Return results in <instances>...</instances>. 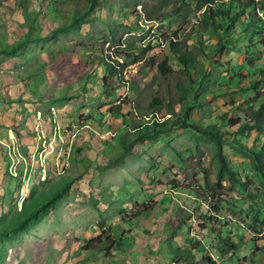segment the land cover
Returning a JSON list of instances; mask_svg holds the SVG:
<instances>
[{
    "label": "rangeland",
    "instance_id": "374dc122",
    "mask_svg": "<svg viewBox=\"0 0 264 264\" xmlns=\"http://www.w3.org/2000/svg\"><path fill=\"white\" fill-rule=\"evenodd\" d=\"M163 1L136 0L135 6V0H97L79 30L54 36L52 31L87 10V0H0V50L24 41L30 25L32 37L42 38L13 56L0 54V264H182L169 258V245L193 250L197 240L201 248L184 264H201L205 257L214 264H264L261 252L252 249L261 235L249 234L240 217L251 205L246 193L254 196L259 184L228 191L223 184L226 188H215L214 197L208 196L217 164L215 150L204 138L175 129L137 145L121 166L103 168L119 151L125 129L133 133L154 120L174 121L165 105L172 104L177 114L184 106L180 90L191 83L170 43L179 42L180 51L196 55L199 41L204 47L217 41L218 35L200 27L201 12L194 2L171 0L163 6ZM112 32L127 50L114 42ZM247 46L260 59L253 78L264 82V43L255 36ZM129 52L141 61L120 76H109L104 64L113 61L120 72L118 61L122 64ZM197 58L198 67L209 66L205 56ZM165 59L173 73L163 77L158 64ZM238 60L236 53L224 54L210 64L226 78L242 69ZM250 80L244 78L241 86ZM209 87L212 97L219 98H208V107L222 105L214 114L226 111L243 124L244 114L230 103L239 96L229 97L222 84L213 86L207 77L200 91ZM106 90L114 93L108 96ZM61 97L66 100L57 102ZM153 97L162 100L156 116L150 110ZM208 111H194V120L206 125ZM242 142L260 151L264 134L254 131ZM224 151L244 177L249 172L245 159L228 147ZM65 187L55 208L17 230ZM223 194L215 214L213 205ZM227 237L237 249L221 259L214 246ZM262 243L257 240V246Z\"/></svg>",
    "mask_w": 264,
    "mask_h": 264
},
{
    "label": "trees",
    "instance_id": "16d2710c",
    "mask_svg": "<svg viewBox=\"0 0 264 264\" xmlns=\"http://www.w3.org/2000/svg\"><path fill=\"white\" fill-rule=\"evenodd\" d=\"M169 1L171 0H164L163 6H166ZM189 1L194 2L196 10L201 12L199 25L202 30L209 35L213 34L218 36L215 45L211 47H204V42L202 40L199 41L200 45L197 50L199 53L196 55L180 51L179 42L172 41L170 43L169 47L172 51V55L175 57L177 64L181 67L184 76H187L189 83H191L187 87L182 86L180 90V97H182L180 100L184 101V106L181 107L180 113L177 114L172 104H168V106L165 105L167 115H170L171 118L175 117L174 121L170 122L171 119H169L168 121L165 120L159 123L154 120L150 125L147 123L144 126L139 125L134 128L133 133H129V128L125 129L124 131H128L123 134L125 135L124 138L120 137L119 151L103 168L112 169L121 166L127 157L133 155L134 148L137 145L156 141L161 139L162 135L169 136V134L175 129L194 133L196 140L204 138L212 144L215 150L214 159L217 164L216 181L209 189L210 192L208 193V196H213L215 188L221 190L222 186H224L223 184L227 187V191L231 188L238 187L240 189H245L250 186L254 187L255 183L259 184V191L254 196L248 192L246 193V198L251 205L249 209L240 212V217L246 221L249 234L253 237L261 235L256 241L253 240L254 243L252 249L255 250L254 253L260 251L264 259V211H262L264 209V146L258 151L255 147L253 149L246 147L242 142L243 139L250 138V134L254 133V131L264 134V100L259 106H253L259 98H264V82L253 78L256 73V70L254 69L255 63L260 59L255 57V51L253 50V47H255L254 44L252 45L253 47L247 46L248 43L252 42V38L255 36H257L262 44L264 43V22L258 18L256 14V9L264 10V0H258L257 2L256 0H180L182 5H186ZM134 4L137 6L136 0ZM96 6L97 0H87V10L82 12L81 15L73 17L69 24L62 25L52 31V35H65L68 34L70 30H79L82 24L88 21L86 17L94 12ZM56 11V9H53V13H56ZM256 24L258 26L255 27ZM31 29H33V27L30 25L29 32L26 34L24 41L19 42L17 45L13 46V48L0 50V54L13 56L11 54H16L23 49L26 44L28 45L29 43L39 42L42 38L32 37L33 35L30 32ZM111 34L114 38V42H119V45L123 47L124 50H127L124 41H115V32H112ZM243 40L246 41L244 48L242 47V42H245ZM186 45L187 44H185V46ZM148 49H150V46H148ZM148 49L140 50L141 55H145V52ZM233 53H236V56H239L242 69L238 73L232 72V75L224 78L225 75L223 73H219L217 68L211 67L212 61L216 57L222 58L224 54L229 55ZM198 55L205 56L206 61L209 64L207 68L203 66L198 67ZM128 57L129 59H127ZM140 61L141 59L139 56L129 52L126 53V60H124L122 64L118 61L120 72L116 69L117 67H115L113 61L105 63L104 66L106 67V72H108L109 76H115L117 74L120 76L125 67L136 64ZM152 61H154V59ZM219 66L221 67V65ZM158 70L160 72L159 74L163 77L167 74L173 73L167 59L158 64ZM244 70L247 71L246 74L243 73ZM191 71L195 72L194 79L190 75L192 74ZM249 76H251L250 82L245 87H242L241 80H244V78L246 79ZM207 77L213 78V86L217 82L218 84H222L223 88L225 87V89L228 90L227 94L229 97L235 95L239 96L240 99L230 103H232L233 106H236L234 110H239L244 114L245 121L243 124H240L238 120H234L230 117L226 111L221 113V115L216 116L215 114L217 113L215 112L219 111L222 105L216 104V106L210 105L208 107L209 104L208 102L206 103L208 98L211 97L212 99H218L219 97L218 95L212 97V94L209 92L210 87L203 92L200 91V88ZM220 78H222L223 81ZM260 83H263V85L259 89ZM130 88L133 89L134 86L132 85ZM113 93L114 91L112 94ZM106 94L108 96L112 95L109 94L107 90ZM62 100H66V98L61 97L57 99V102ZM187 100H189L190 103H187ZM49 101L53 102L52 99ZM206 108H209L208 112L210 118L206 125H202L201 122L194 120L193 112H205ZM150 110L152 111L151 114L156 116V112L162 110V100L153 97L150 104ZM238 125V129L233 131V133L225 132L227 127H237ZM227 147L245 159L249 172L243 173L244 177L239 175L238 170L236 171L233 169L231 162L229 161L230 159L224 151V148ZM62 190L63 191L61 192L58 191L55 193L53 195L54 197L48 201L49 203L44 204L40 208L38 215L33 214L32 216H29L26 221H23L17 230L24 231L26 224L37 222L42 215L48 212L49 209L55 208L58 204L57 202L60 201L68 191L66 187ZM220 194L221 193H218V195ZM221 196L222 197H220L213 205L214 211L212 212L215 214L220 212L221 205H223L225 200L222 199L224 198V194ZM205 198L208 199V197ZM40 214L41 216L38 218ZM211 218L212 217H209V219L207 218L209 222H211ZM182 225L183 223H180V226ZM221 230L222 229H220V231ZM221 232H218V235H220ZM257 240L263 241L262 245L257 246ZM194 246L193 250H181L179 245L170 244L169 247L171 250L168 252V256L182 264L192 261L194 258V250L199 249L198 247L201 248L202 245L201 242L197 240ZM214 248L216 249L219 258H228L229 255H233L231 251L237 249V243L231 237H227L220 241L219 244L215 245ZM201 264L214 263L210 258L205 257Z\"/></svg>",
    "mask_w": 264,
    "mask_h": 264
},
{
    "label": "built area",
    "instance_id": "2783aa9c",
    "mask_svg": "<svg viewBox=\"0 0 264 264\" xmlns=\"http://www.w3.org/2000/svg\"><path fill=\"white\" fill-rule=\"evenodd\" d=\"M256 14H257L258 18H260L264 22V11L256 9Z\"/></svg>",
    "mask_w": 264,
    "mask_h": 264
},
{
    "label": "clouds",
    "instance_id": "9594fccd",
    "mask_svg": "<svg viewBox=\"0 0 264 264\" xmlns=\"http://www.w3.org/2000/svg\"><path fill=\"white\" fill-rule=\"evenodd\" d=\"M258 0H256V2H257Z\"/></svg>",
    "mask_w": 264,
    "mask_h": 264
},
{
    "label": "bare ground",
    "instance_id": "6f19581e",
    "mask_svg": "<svg viewBox=\"0 0 264 264\" xmlns=\"http://www.w3.org/2000/svg\"><path fill=\"white\" fill-rule=\"evenodd\" d=\"M260 10V9H259ZM264 11V10H263Z\"/></svg>",
    "mask_w": 264,
    "mask_h": 264
}]
</instances>
